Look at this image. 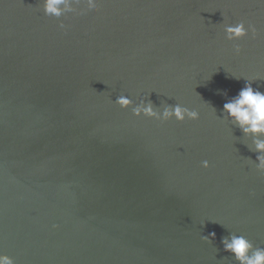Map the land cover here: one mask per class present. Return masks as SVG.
<instances>
[{
	"label": "water",
	"instance_id": "obj_1",
	"mask_svg": "<svg viewBox=\"0 0 264 264\" xmlns=\"http://www.w3.org/2000/svg\"><path fill=\"white\" fill-rule=\"evenodd\" d=\"M72 4L56 18L40 0H0V252L14 264H237L221 237L264 247L252 135L211 108L243 87L231 74L264 78V3ZM239 21L256 37L227 40ZM252 86L264 92V79ZM121 94L200 115L134 116Z\"/></svg>",
	"mask_w": 264,
	"mask_h": 264
},
{
	"label": "clouds",
	"instance_id": "obj_2",
	"mask_svg": "<svg viewBox=\"0 0 264 264\" xmlns=\"http://www.w3.org/2000/svg\"><path fill=\"white\" fill-rule=\"evenodd\" d=\"M75 2L76 4L83 2L88 12H95L100 0H75ZM259 2L264 3V0H259ZM40 7L45 16L56 18L61 17L65 13L74 12L72 0H40ZM80 11L83 12L84 10L81 9ZM58 27L63 31L68 26L60 20L58 21ZM223 31L225 38L230 41L238 40L249 33H251L253 38L257 35L256 27L249 23L246 28L244 21H239L235 24H224ZM233 51L235 54H239L241 51L240 45H234ZM231 77L236 80L243 78L245 81L243 87L223 103L219 116L213 106H211L212 111L221 121H228L231 125L237 127L245 137L252 135L253 148L250 150L257 153L255 157L257 161L256 170L261 175H264V138H261L264 137V92L252 86L253 81L264 78H248L235 74H231ZM223 95L227 96L226 90H224ZM147 97L141 96L138 102H134L128 96L121 94L116 97L114 103L122 109L131 107V113L134 116L142 115L160 122L170 119L182 122L185 119L196 120L199 118L200 114L195 109H190L180 103H164L162 107H155ZM201 167H209V162L202 160ZM211 221L217 222L215 220ZM53 227L55 228L56 225H53ZM215 236L216 233L213 231L207 235H202L201 239L212 241ZM220 243L225 252L232 254L237 264H264V247L254 246L252 241L242 234L229 232L228 235L221 237ZM0 264H14V261L9 255L0 252Z\"/></svg>",
	"mask_w": 264,
	"mask_h": 264
}]
</instances>
